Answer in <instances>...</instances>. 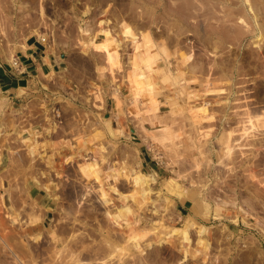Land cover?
<instances>
[{
	"label": "rangeland",
	"instance_id": "obj_1",
	"mask_svg": "<svg viewBox=\"0 0 264 264\" xmlns=\"http://www.w3.org/2000/svg\"><path fill=\"white\" fill-rule=\"evenodd\" d=\"M31 37L0 264H264V0H0V65Z\"/></svg>",
	"mask_w": 264,
	"mask_h": 264
},
{
	"label": "crops",
	"instance_id": "obj_2",
	"mask_svg": "<svg viewBox=\"0 0 264 264\" xmlns=\"http://www.w3.org/2000/svg\"><path fill=\"white\" fill-rule=\"evenodd\" d=\"M15 61L16 65H0V85L8 92L25 89L31 78L48 75L59 67L55 55L48 54L47 46L38 37L26 41ZM186 204L180 203V209L184 210Z\"/></svg>",
	"mask_w": 264,
	"mask_h": 264
},
{
	"label": "built area",
	"instance_id": "obj_3",
	"mask_svg": "<svg viewBox=\"0 0 264 264\" xmlns=\"http://www.w3.org/2000/svg\"><path fill=\"white\" fill-rule=\"evenodd\" d=\"M42 41L45 42V39H42ZM16 64H17V62L15 61V62H14V65H16Z\"/></svg>",
	"mask_w": 264,
	"mask_h": 264
},
{
	"label": "bare ground",
	"instance_id": "obj_4",
	"mask_svg": "<svg viewBox=\"0 0 264 264\" xmlns=\"http://www.w3.org/2000/svg\"><path fill=\"white\" fill-rule=\"evenodd\" d=\"M19 21V20H18ZM21 21V20H20ZM18 25V24H17ZM2 220V219H1ZM2 224H3V222H2Z\"/></svg>",
	"mask_w": 264,
	"mask_h": 264
}]
</instances>
